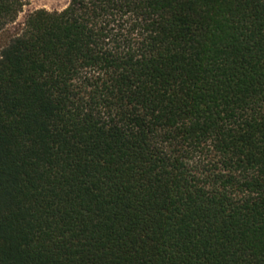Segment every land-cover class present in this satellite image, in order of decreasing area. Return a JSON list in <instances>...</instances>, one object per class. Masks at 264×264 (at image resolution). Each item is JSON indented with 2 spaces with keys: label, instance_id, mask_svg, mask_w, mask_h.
Instances as JSON below:
<instances>
[{
  "label": "trees",
  "instance_id": "obj_1",
  "mask_svg": "<svg viewBox=\"0 0 264 264\" xmlns=\"http://www.w3.org/2000/svg\"><path fill=\"white\" fill-rule=\"evenodd\" d=\"M0 264H264V0L31 14L0 53Z\"/></svg>",
  "mask_w": 264,
  "mask_h": 264
},
{
  "label": "rangeland",
  "instance_id": "obj_2",
  "mask_svg": "<svg viewBox=\"0 0 264 264\" xmlns=\"http://www.w3.org/2000/svg\"><path fill=\"white\" fill-rule=\"evenodd\" d=\"M70 3L71 0H28L16 22L8 25L0 33V53L13 38L22 34L25 28L26 20L31 14L39 10L62 12L69 6Z\"/></svg>",
  "mask_w": 264,
  "mask_h": 264
}]
</instances>
